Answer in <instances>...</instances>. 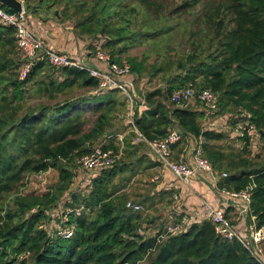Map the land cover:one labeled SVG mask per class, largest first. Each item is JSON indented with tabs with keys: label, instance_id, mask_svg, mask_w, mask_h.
I'll list each match as a JSON object with an SVG mask.
<instances>
[{
	"label": "trees",
	"instance_id": "trees-1",
	"mask_svg": "<svg viewBox=\"0 0 264 264\" xmlns=\"http://www.w3.org/2000/svg\"><path fill=\"white\" fill-rule=\"evenodd\" d=\"M22 1L27 3L24 8L28 14L53 10L54 18L70 20L66 3ZM127 1L77 2L73 14L79 18L72 20L74 30L82 36L98 35L94 40L107 34L109 40L103 50L117 64L129 46L137 42L157 41L175 33L177 38L185 36L181 41H165L162 48L155 49L152 63L145 58L148 54L125 59L136 77L135 83L145 79L152 82L161 76L159 81L164 85L159 82V87L145 93L142 88L136 89L145 110L139 113L134 107L133 126L147 141L164 137L175 127L185 134L177 146L187 143L186 138L201 139L203 156L216 172L227 174L220 186L236 192L251 187V215L257 228L264 227V158L260 157L264 153V0H219L203 23L191 22L197 30L183 22L180 26L166 23L199 0H181L169 16L163 15L164 0ZM87 3L91 5L86 7ZM83 12L89 16H79ZM0 46H15L12 28L0 25ZM45 64L39 62L24 82L17 80V74L11 75L4 89L9 87L10 93L0 92V264H260L238 241L217 236L209 221L192 224L158 244L155 237L138 235L139 229H147L146 224H154L156 219L125 208L126 197L118 195L113 183L130 164L120 165V158L117 165L84 183L83 194L73 195L72 203L65 205H83L93 213L69 220L75 225L72 238L49 235L42 224L50 222V213L69 189L76 161L98 147L112 149L116 155L119 152L113 142L95 145L101 138L115 134L111 131L114 114L125 109L127 102L118 92L93 94L98 82L86 71L53 68L49 72ZM8 66V61H0V74ZM40 74L45 77L36 81ZM31 82L34 95L54 103L39 102L26 108L23 95ZM189 84L218 95L213 121L224 118L234 126L233 117L241 111L250 113L252 124L262 132L258 142L246 143L240 150H225L218 145L227 141L229 134L206 129L203 109L179 108L170 103L172 93ZM74 89L79 94L72 93ZM86 112L93 118L87 119ZM134 137L136 133L131 132L125 145ZM49 170L58 173L53 190L44 195H16L11 205L4 203L25 175ZM149 194L137 204L153 208L155 200L165 198L168 209L170 192H159L155 197ZM167 224L163 221L159 225L163 228Z\"/></svg>",
	"mask_w": 264,
	"mask_h": 264
},
{
	"label": "built area",
	"instance_id": "built-area-1",
	"mask_svg": "<svg viewBox=\"0 0 264 264\" xmlns=\"http://www.w3.org/2000/svg\"><path fill=\"white\" fill-rule=\"evenodd\" d=\"M19 1L22 3L20 12L8 13L0 5V25L14 30L15 49L21 62L17 71V80L24 82L39 62H46L54 69L76 68L86 71L91 78L96 79L98 82V87L93 94L118 92L126 99V102L130 105L129 124L134 128L131 108L137 98L133 84L136 77L130 72V67L125 61L123 64H117L103 50V46L109 40L108 37H99L94 43L93 59L100 67H89L86 55L80 57L72 56L47 49L42 39L28 29L29 15L24 10L23 1ZM194 101L200 104L208 120L216 116L218 112V95L208 89L201 90L193 84H189L184 89L173 92L170 97V103L179 108H183ZM233 118L234 126H232V131L229 134L230 138L240 141L241 146L246 143L255 145L258 142L259 132L251 122V114L241 111L239 116ZM224 121L226 122L227 119H224ZM212 123L214 122L208 121L207 126L215 130V126ZM184 136V132L177 127L168 131L164 137L150 141L139 135L147 145L153 160L163 171L169 173L181 185V188L179 194H175L172 197L171 204L166 211V216L170 219V223L161 230L139 229L137 234L143 237H155L156 244H158L167 236L181 233L192 224L209 221L213 225L217 236L227 241H238L252 258L258 263L264 264V227L257 228L255 217L251 215V187L236 192L220 186L226 179L227 174L216 172L211 163L203 156L201 139L189 138L188 160L186 157L174 159L173 147ZM117 158L112 149L104 150L98 147L89 155L77 160V165L81 172L85 174L84 183L93 180L101 172L112 168ZM157 179V177L154 178V180ZM193 179H206L212 183V187L219 195L221 201H224V205L232 207L234 210L236 225L228 221L223 209L203 199L199 203V220L194 218V216L187 218L183 215L185 212L182 209V205H178V202L182 195V189L190 188ZM84 183L79 188L78 193L83 194L81 190L84 191ZM125 208L132 212L141 211V206L131 201L126 202ZM59 213L61 218L59 220L56 219V221H59L62 226L45 227V229L49 235L63 240H69L74 234L75 225L69 224L70 219L81 218L85 214H92L90 209L85 208L83 205L78 207L65 206V209ZM54 214L55 212L50 214L51 218H53Z\"/></svg>",
	"mask_w": 264,
	"mask_h": 264
},
{
	"label": "rangeland",
	"instance_id": "rangeland-1",
	"mask_svg": "<svg viewBox=\"0 0 264 264\" xmlns=\"http://www.w3.org/2000/svg\"><path fill=\"white\" fill-rule=\"evenodd\" d=\"M57 3H62V5L70 7V10H68L67 13V17L68 19H70L71 25L73 26V21L72 20H78L79 17L76 18V16L73 14L74 11H76L78 8L77 6V2H88L90 1L91 3L93 2V0H56ZM120 1H118L119 3ZM123 2L125 3H129V1L127 0H123ZM219 2V0H199V2L193 6L190 10L185 11L180 13V16H177V14L175 15V17H171L166 24H170V25H179L180 23L183 22V24H186L187 26H193V24H191L192 21L198 20L200 22H202L203 19L206 15H210L211 14V8H216L217 3ZM91 3H87L84 4L86 7L90 6ZM165 6H166V11L163 13V15L169 16V12L171 11V9L173 7H175L176 5L181 3V0H164ZM33 4V3H32ZM27 5L23 3V6ZM81 5V4H79ZM164 6V7H165ZM25 10V9H24ZM58 10H60V8H58ZM53 12V11H52ZM80 15H85L84 17L89 16L88 12H83L80 13ZM51 18H54L52 14H50ZM203 23V22H202ZM180 26V25H179ZM180 27H178L177 29H179ZM194 30H197V28H194ZM100 34V33H97ZM105 36L108 37L109 36L107 34H104ZM85 36L86 39H88L89 41H93L95 37L93 38L94 35H83ZM177 36V33L172 34V35H168L167 38H163L157 41H140L139 43H135L133 46H129V49L126 51L125 54L121 55L120 59H121V63L123 64V62L125 61V59L128 56H134V57H138V58H144L146 54H148L145 58L147 60L148 63H152L154 61V53L153 51L155 49H160L162 48L164 42L166 41L167 43H172L175 41V38ZM185 36H180L176 39V41H181L184 39ZM91 41V42H92ZM155 43H157L158 46L153 47V45H155ZM8 52H11L10 54L13 56V59L15 62H17L18 60V65H13L15 67H11V69L5 71L4 73L0 74V78H2L3 80H0V92H4L6 91V93H10L11 89L8 87L6 90L5 89V85L7 84V81H10L12 79L11 75H16L18 68L21 64L20 62V57L18 52L15 49V46L11 47V49L8 50ZM108 53V51H106ZM2 54L0 53V56ZM1 61V59H0ZM120 63V64H121ZM45 69L46 71H51V69H53L52 67H50L48 64H45ZM55 70V69H53ZM47 73V72H46ZM45 76L43 74H40L35 80L36 81H40L41 79H43ZM34 80V81H35ZM159 80H161V76H157L152 82H148L147 79L142 80V82H138L136 83V89L139 90V84L142 83L143 87V92H149V91H153L155 88L159 87V84L161 83ZM160 82V83H159ZM162 84V83H161ZM163 85V84H162ZM164 86V85H163ZM28 90L25 91L24 95H23V105L27 108V107H32L34 105H36L39 102H45L48 104H52L54 102H48L45 98H42L41 96H37L33 94L34 91V82H31L30 84H28L27 86ZM76 89H74L72 91V93H75ZM75 94H79V92L75 93ZM1 95V93H0ZM118 99H122V97L117 94L115 95ZM58 99H61L62 97H58ZM123 100V99H122ZM129 114H130V105L127 104L125 109L121 108L118 109L115 114H114V118L112 120V124L114 125L113 128H111V131L115 134H111V135H107L103 138H101L99 140V142L95 145V147L97 146H102V145H107L110 142H113L114 145L119 147V151L122 152V156L120 157V165L122 164H129L127 167V172L122 173L120 175H118V177L114 180V185L116 187V189L118 190V195H125L126 200L127 201H131V202H139L142 201L145 197V195L147 194V192L149 191H153L152 189L155 188L154 183H151L149 180L152 177V174H148L146 172H141L139 170H141V168H139L138 166H136L134 159L131 160L129 157H125L124 155L127 153V151L130 153V148L124 145V147H121L122 145L120 144V137L123 138L124 137H129L130 132L132 131L131 126L129 125ZM85 117H87V119H92L93 118V114L86 112L85 113ZM222 117V116H221ZM220 118V117H217ZM216 118V119H217ZM214 122V121H213ZM216 125L213 124L215 130H217L218 132H222L225 134H228L229 130H227L226 128L222 127V124L224 123L223 120L218 119L217 120ZM206 129H211V127L206 126ZM213 129V128H212ZM119 139V140H118ZM260 144V142H259ZM258 144V146H259ZM218 145H220L223 149L225 150H229V149H235V150H240L241 149V145L240 142L236 139H232L230 138L229 135V139L227 141L218 143ZM257 146V147H258ZM261 148V146H260ZM141 149V148H140ZM143 152V151H141ZM264 152V151H263ZM116 154V153H115ZM119 154V152H118ZM128 154V153H127ZM120 155V154H119ZM118 155V156H119ZM260 157L264 158V153H261ZM118 159H115V163L116 165L118 164ZM73 179L71 180V184L69 186V189L62 195L60 203L58 204V207L54 210L55 214L53 216V218H51L50 222L47 223L45 222V224H42V227H46V228H54L57 225L58 226H62L61 223L59 221H56V219H60L61 218V214L59 213L60 211H63L65 209V205L72 203V196L73 195H78V190L81 187V185L84 183L85 180V174L81 172L79 166L76 163V167L73 168ZM58 183V173L55 170H49L45 173H41V174H27L25 175L23 181L21 184H19L15 191H13L11 194H9L6 198V201L4 202L5 204L11 205L13 198L16 197V195H44L47 194L48 192H50L51 190H53L56 185ZM155 191V190H154ZM80 203V202H79ZM161 204H165V198L161 201L158 202L156 200V203H154L152 206L153 208H150V205H142L141 206V213L143 214V216H148L149 219L151 218H155V222L154 224H146V228L147 229H152V230H159L162 229L160 227V223H162L163 221H166V223L168 222L163 215L164 209L163 206ZM157 205V206H155ZM80 205H76V207H78ZM53 213V212H51ZM50 213V214H51ZM93 214V213H92ZM84 216L89 217V214H85ZM92 216V215H90ZM163 217V218H162ZM162 219V220H161ZM57 222V223H56ZM263 249H264V245H263Z\"/></svg>",
	"mask_w": 264,
	"mask_h": 264
},
{
	"label": "crops",
	"instance_id": "crops-1",
	"mask_svg": "<svg viewBox=\"0 0 264 264\" xmlns=\"http://www.w3.org/2000/svg\"><path fill=\"white\" fill-rule=\"evenodd\" d=\"M52 11L53 10H50L49 12H40V14H34V15L27 13L29 15L28 26H27L28 29L32 33H34L35 35H37L38 37L42 39L43 44L47 49H50L52 51H56L59 53H65V54L72 55V56L80 57L82 55L84 56L86 55L85 57L87 59V63L89 67H92V68L100 67L93 59V53L95 51L94 43L96 40H93V41L91 40L92 41L91 42L88 39H86L85 36L80 35L78 31L74 30V27L71 25L70 20H66V19L64 20L62 18H51L50 14ZM3 38L4 36L1 35V39ZM9 49L11 48L7 46L6 47L0 46V53L2 54L0 56V59L2 62L8 61V63H10V67L9 66L8 67L9 69H11V67L12 68L15 67L13 66L14 64L18 65V60L17 62L14 61L13 56L10 54L11 52H8ZM133 84H134L135 93L137 95L136 101L131 108L132 114L134 116V111H133L134 107L136 106L138 107L139 113L144 111L145 108L143 107L144 105H142L143 99L138 95L136 91V83L134 82ZM143 87L144 86L142 85V83H140L139 89L140 88L143 89ZM185 107L196 109V111L197 110L203 111L201 106L196 101L185 105ZM221 119L224 121V118H221ZM207 120L208 119L205 118L204 127L207 126L208 121L210 122L213 121L212 119H209L208 121ZM214 124H218L217 121H214ZM130 126L132 128L131 132L136 133L137 137L131 138L130 144L128 145H125L126 143L125 140L128 142L129 138L124 137V136L123 138L120 137L121 139L120 144L122 145L121 147H124L125 145L126 147L128 146L130 148V153L127 151L128 154L126 153L124 156L129 157L131 160L134 159V162L136 163L135 165L141 168V170H139L140 173L146 172L148 174H152V177L150 178L149 181L156 185H155V188L152 189L153 190L152 192L149 191L150 197H155L157 193L166 191V192H170L171 194L170 201H171L172 197L175 194H179L181 185L177 181H175L169 173H167L166 171H163L160 168V166L153 160V158L150 155L147 145L139 137V135L141 134L138 133L135 127L134 129L132 125ZM222 127L229 130L228 134L231 133L232 126L227 121L226 122L224 121V123L222 124ZM186 141L187 143H183L179 146L176 145L173 148L174 159H179L180 157H186L187 160L189 159L187 155L189 151L190 139L186 138ZM139 143H144L145 145H142ZM119 154L117 153V157H118L117 159H119L122 156V152L119 151ZM156 177L158 179L154 180V178ZM202 199L208 202H211L212 204L219 207L220 209H223L225 211L226 217L228 218V221H230L233 225H236L237 221H236V215L234 213V210L232 209V207L224 205V201L223 202L221 201L219 195L216 193L215 189L212 187V183L206 179L205 180L204 179H193L191 181L190 188L182 189V195L180 197L178 205L180 204L182 205V209L185 212V214L183 213V215L186 216L187 218L194 216V218L199 220L200 217H199L198 210H199V203ZM133 203L137 204V202H133ZM155 203H156V200H155ZM161 205L163 206V209H164V212H163L164 218L168 220L166 216V211H167L166 206H168L169 204L166 206L165 204H161ZM167 223H170V219L168 220Z\"/></svg>",
	"mask_w": 264,
	"mask_h": 264
},
{
	"label": "water",
	"instance_id": "water-1",
	"mask_svg": "<svg viewBox=\"0 0 264 264\" xmlns=\"http://www.w3.org/2000/svg\"><path fill=\"white\" fill-rule=\"evenodd\" d=\"M0 5L14 12H20L22 10V3L19 0H0ZM259 134L261 135L262 132L259 131Z\"/></svg>",
	"mask_w": 264,
	"mask_h": 264
}]
</instances>
